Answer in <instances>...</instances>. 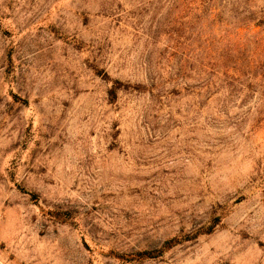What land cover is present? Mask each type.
Listing matches in <instances>:
<instances>
[{"label": "rangeland", "instance_id": "rangeland-1", "mask_svg": "<svg viewBox=\"0 0 264 264\" xmlns=\"http://www.w3.org/2000/svg\"><path fill=\"white\" fill-rule=\"evenodd\" d=\"M0 264H264V0H0Z\"/></svg>", "mask_w": 264, "mask_h": 264}, {"label": "trees", "instance_id": "trees-1", "mask_svg": "<svg viewBox=\"0 0 264 264\" xmlns=\"http://www.w3.org/2000/svg\"><path fill=\"white\" fill-rule=\"evenodd\" d=\"M144 254H150L149 252L147 253V252H144Z\"/></svg>", "mask_w": 264, "mask_h": 264}]
</instances>
